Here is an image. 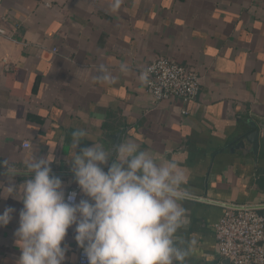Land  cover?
<instances>
[{
    "label": "crops",
    "instance_id": "crops-1",
    "mask_svg": "<svg viewBox=\"0 0 264 264\" xmlns=\"http://www.w3.org/2000/svg\"><path fill=\"white\" fill-rule=\"evenodd\" d=\"M111 3L0 0V161L23 171L33 151H51L67 192L76 186L68 162L72 132L85 129L110 150L120 131L119 141L178 163L191 194L178 238L197 240L185 264H217L223 257L214 225L222 204L258 205L264 216V0H121L117 11ZM158 56L198 73L196 99H152L139 77ZM100 65L112 82L96 79ZM248 120L259 128L256 153L244 137ZM0 181L9 183L6 175ZM7 207L15 212L0 228V264H16L13 234L23 205L0 199V213ZM73 236L69 229L64 264H78Z\"/></svg>",
    "mask_w": 264,
    "mask_h": 264
},
{
    "label": "clouds",
    "instance_id": "clouds-1",
    "mask_svg": "<svg viewBox=\"0 0 264 264\" xmlns=\"http://www.w3.org/2000/svg\"><path fill=\"white\" fill-rule=\"evenodd\" d=\"M120 6L121 0H112L110 9ZM120 71L127 73L128 66L121 64ZM148 78V71L139 77L142 82ZM96 79L110 83L113 77L100 65ZM84 139L92 140L87 130L72 132L68 158L79 193L66 192L53 173L51 151L42 157L33 151L24 159L23 171L0 161V175L9 181L7 186L0 181V199L12 197L23 205L13 234L20 250L16 264H64L69 229L87 264H185L197 240L178 238L188 220L183 201L191 195L178 163L159 161L131 139L112 144L110 150L92 140V146L77 151ZM21 172L31 175L15 185L12 179ZM81 194L84 198L77 200ZM14 212L7 207L0 213V228Z\"/></svg>",
    "mask_w": 264,
    "mask_h": 264
},
{
    "label": "built area",
    "instance_id": "built-area-1",
    "mask_svg": "<svg viewBox=\"0 0 264 264\" xmlns=\"http://www.w3.org/2000/svg\"><path fill=\"white\" fill-rule=\"evenodd\" d=\"M4 32L0 28V35ZM148 71L146 91L160 103L173 97L182 101L196 99L200 92V77L193 69L175 62L167 56H158L146 65ZM28 147V143H24ZM77 191L78 186L67 190ZM84 198L78 195L77 200ZM227 207L214 225L218 254L227 257L230 264H264V216L257 209ZM78 264H87L79 248Z\"/></svg>",
    "mask_w": 264,
    "mask_h": 264
},
{
    "label": "water",
    "instance_id": "water-1",
    "mask_svg": "<svg viewBox=\"0 0 264 264\" xmlns=\"http://www.w3.org/2000/svg\"><path fill=\"white\" fill-rule=\"evenodd\" d=\"M248 125L250 129L247 131V133L244 135L245 139L252 144V150L254 153L257 152L258 148V138H259V128L257 127L256 123L253 122L252 120H248ZM119 136H120V131H118L115 135H113V145L117 144L119 142ZM243 144V140L239 141L235 146H241ZM226 207H231V208H243V205H231V204H222ZM247 208L251 209H257L258 205H247ZM217 264H230V260L227 257H223L221 261Z\"/></svg>",
    "mask_w": 264,
    "mask_h": 264
}]
</instances>
